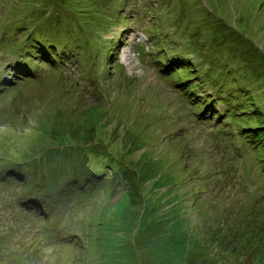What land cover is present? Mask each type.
Here are the masks:
<instances>
[{
    "label": "rangeland",
    "instance_id": "obj_1",
    "mask_svg": "<svg viewBox=\"0 0 264 264\" xmlns=\"http://www.w3.org/2000/svg\"><path fill=\"white\" fill-rule=\"evenodd\" d=\"M0 264H264V0H0Z\"/></svg>",
    "mask_w": 264,
    "mask_h": 264
},
{
    "label": "trees",
    "instance_id": "obj_2",
    "mask_svg": "<svg viewBox=\"0 0 264 264\" xmlns=\"http://www.w3.org/2000/svg\"><path fill=\"white\" fill-rule=\"evenodd\" d=\"M171 60H172V62H170L169 63V61H167V62H163L165 65L166 64H168V66H167V68H171V67H173V69H174V63H176V61H177V58L176 57H172V58H170ZM177 83L178 84H185L186 83V79H183V80H179V81H177ZM189 86H187L186 88H184V90H182L181 91V93H182V95H186V96H188L189 97V99H193L194 97L192 96V95H190V94H193L194 95V90H190L189 88H188ZM9 201V200H8ZM68 202H65V204H64V207L65 208H68ZM34 211H35V213L34 214H32V215H34V216H39V213L38 212H40V209L39 208H35L34 209ZM40 213H42V212H40ZM64 214V215H63ZM53 217H55V220L53 219V220H49V218H48V221L49 222H47L48 224H50L51 223V227L52 226H54V227H57L59 224L58 223H60L61 225H64V221H63V219H65V220H67L68 221V218L66 217V215H65V213H61V212H54V214L52 215ZM57 221V222H56ZM54 223H56V224H54ZM38 246V245H37Z\"/></svg>",
    "mask_w": 264,
    "mask_h": 264
},
{
    "label": "clouds",
    "instance_id": "obj_3",
    "mask_svg": "<svg viewBox=\"0 0 264 264\" xmlns=\"http://www.w3.org/2000/svg\"><path fill=\"white\" fill-rule=\"evenodd\" d=\"M30 207V206H29ZM32 207V206H31ZM41 211V210H40ZM58 227H55V229L53 230V234H52V238H58V232H57ZM52 240V239H51Z\"/></svg>",
    "mask_w": 264,
    "mask_h": 264
}]
</instances>
